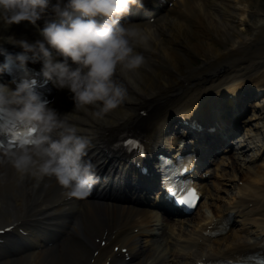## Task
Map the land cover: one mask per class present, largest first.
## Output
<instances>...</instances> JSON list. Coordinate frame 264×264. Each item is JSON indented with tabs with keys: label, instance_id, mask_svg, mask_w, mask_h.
<instances>
[{
	"label": "bare ground",
	"instance_id": "1",
	"mask_svg": "<svg viewBox=\"0 0 264 264\" xmlns=\"http://www.w3.org/2000/svg\"><path fill=\"white\" fill-rule=\"evenodd\" d=\"M143 3L144 7L133 5L126 14L131 21L158 28L151 47L139 48L146 64L133 75L142 91L130 89L134 103L113 110L103 123L87 125L95 129L87 155L111 186L77 196L54 178L37 184L34 177H22L0 151V264H210L241 262L255 254L264 258V165L259 164L264 159V118L255 110L250 118L255 125L242 118L247 101L264 93V24L259 23L264 3ZM51 16L50 8L40 23ZM3 31L29 39L39 35L28 22ZM4 46L21 50L7 42ZM202 56L203 61L194 66ZM0 81L10 82L3 71ZM53 86L58 93L52 105L61 112L71 110L69 91ZM258 105L261 101L253 106ZM177 114L203 130L194 135L192 150L201 145L213 151L227 148V139L238 127L248 125L237 147L220 161L211 156L205 167L203 152L198 151L194 173L203 199L189 217L163 215L162 208L155 207L161 204L156 195L154 202L149 200L153 191L148 193L146 187L155 183L154 177L140 176L133 155L122 147L128 134L137 133L147 142L150 156L162 148L185 150L187 144L181 143L193 134L191 127L174 131L172 137L167 134L178 126ZM211 128L214 131L209 133ZM204 172L208 179L213 177L211 185ZM219 172L229 174L230 188L222 187ZM222 190L230 197L226 204L209 201L214 196L220 201ZM235 216L241 217L245 229L251 224L257 231L243 236L232 222ZM221 228L223 232L214 235Z\"/></svg>",
	"mask_w": 264,
	"mask_h": 264
},
{
	"label": "clouds",
	"instance_id": "2",
	"mask_svg": "<svg viewBox=\"0 0 264 264\" xmlns=\"http://www.w3.org/2000/svg\"><path fill=\"white\" fill-rule=\"evenodd\" d=\"M133 5L144 7L143 0H0L5 57L0 72L39 61L43 76L67 89L74 102L61 112L26 71L19 79L0 81V133L14 136L10 145L0 144V151L22 177H34L37 184L54 178L77 196H87L99 182L98 165L87 155L95 129L87 125L103 123L113 110L135 102L130 89L142 88L133 72L147 59L139 48L151 47L158 33L156 25L126 17ZM50 8L52 16L41 24ZM21 22L39 35L29 39L3 31ZM5 42L21 50L9 52ZM17 126L25 131H15Z\"/></svg>",
	"mask_w": 264,
	"mask_h": 264
},
{
	"label": "rangeland",
	"instance_id": "3",
	"mask_svg": "<svg viewBox=\"0 0 264 264\" xmlns=\"http://www.w3.org/2000/svg\"><path fill=\"white\" fill-rule=\"evenodd\" d=\"M262 1V3H264V0H261ZM217 46H220L219 44H217ZM203 59H204V57L202 56V57H198V60H197V62L195 63L194 62V66H198L202 61H203ZM212 100H215V99H212ZM255 101H261V105H258V106H253L254 105V103H255ZM244 109H245V111H244V115H243V119L244 120H248L252 125H255V122H256V120H254V119H250L251 118V116L253 115V111L255 110L259 115H261L263 118H264V93H260V94H258V95H254L252 98H250L248 101H247V103H246V106L244 107ZM245 126V125H244ZM248 126V125H247ZM247 126H245V128L247 127ZM245 128L244 127H242V128H240L239 129V132H238V134H237V136H236V138H234V143L236 144L237 142H238V140H239V138H241V135L244 133V130H245ZM259 164H262V165H264V159H260V161H259ZM227 171L229 172V171H231L230 170V168L228 169L227 168ZM219 174L222 176V178L221 177H218L219 179L221 178V180H222V182H223V186L222 187H224V189H225V187L226 188H230V186H229V184L231 183V182H229L228 180V175H225L224 176V172H219ZM219 175V176H220ZM213 178V177H212ZM212 178H211V180H212ZM211 180H208V182L210 183V185H211ZM226 183H227V185H226ZM215 193V192H214ZM218 195L220 196V197H222V199L219 201V200H216V199H214V197L213 198H211V197H209V201L210 202H212V203H218L219 205H221V204H226L229 200H230V197H229V199H228V197H227V192H226V190H222V191H220V192H218ZM241 217H236L235 216V219L233 220L234 221V226L235 227H237L239 230H240V232H241V234L243 235V236H252L253 235V233H255L256 231H257V229H256V226H251V224H248L246 227V229H245V227L244 226H242L241 225V219H240ZM238 223V224H237ZM244 229V230H243ZM243 230V231H242Z\"/></svg>",
	"mask_w": 264,
	"mask_h": 264
},
{
	"label": "snow or ice",
	"instance_id": "4",
	"mask_svg": "<svg viewBox=\"0 0 264 264\" xmlns=\"http://www.w3.org/2000/svg\"><path fill=\"white\" fill-rule=\"evenodd\" d=\"M129 144H135L137 149H140V145H139V142L138 141H135V140H129L128 141ZM195 195H196V192H195V189H191L190 193H189V202H191V199L192 198H195ZM181 200H183V197L180 198ZM264 259V258H262Z\"/></svg>",
	"mask_w": 264,
	"mask_h": 264
}]
</instances>
